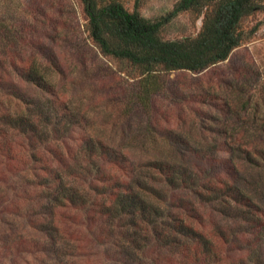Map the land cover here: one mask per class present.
<instances>
[{
  "label": "rangeland",
  "instance_id": "374dc122",
  "mask_svg": "<svg viewBox=\"0 0 264 264\" xmlns=\"http://www.w3.org/2000/svg\"><path fill=\"white\" fill-rule=\"evenodd\" d=\"M120 1L127 11H133L135 0ZM178 1L139 0L137 12L154 21L171 11ZM260 3L264 4V0ZM201 20L195 11L183 12L160 30L159 37L179 40L195 36ZM86 29L80 0H0V57L3 54L6 60L10 58L17 63L28 56L35 58L40 68H49L45 72L49 77L47 87L25 83L10 68L7 74L16 85L14 95L17 93L37 105H50L47 117L49 121L55 120L56 126H50L45 117L38 120L33 116L32 128L40 140L54 135L55 140L49 142L50 150L58 158L68 151L64 145L68 137V157L76 163L83 144L91 138H101L106 150L120 151L129 163L104 164L100 160L102 153H96V149L86 151L89 171L101 169L103 173L97 176L103 178L99 181L109 177V183L120 185L123 180L135 181L138 176L157 179L156 173L148 168L147 155L137 152L139 136L148 128V121L133 104L135 99H150L148 130L160 139L158 149L170 146V140L184 141L194 149L224 159L230 146L264 149V143L258 144L259 138L254 135L264 121V12L241 20L238 26L241 42L225 61L198 73L158 69L151 80L154 86L149 95L143 93L141 69L125 60L102 55ZM4 83L7 82H0V107L27 118L23 103L11 101L8 105L11 99L2 97ZM223 121L227 127L221 126ZM223 129L229 130V136L234 135L232 142L218 137V131ZM49 160L58 163L54 157ZM4 164L0 157V264H117L113 246L105 234H98L99 221L93 218L95 210L106 212L96 209V205H101L108 182L90 187L91 179L84 175L81 176L84 182H75L88 212L87 215L81 211L63 212V231L56 241L61 251L55 252L57 248L50 247L40 226L29 224L38 219V194L42 190L28 180L33 177L31 173L26 176L21 173L13 179L10 173L22 168L13 170L5 164V169ZM47 165L53 170L52 164ZM34 167V172L41 175ZM251 176L258 175L251 173ZM73 177L72 181H80L77 175ZM35 181L45 182L41 177ZM201 205V211L204 209L208 214L207 205ZM203 223L213 227L208 218ZM107 227L108 224L104 229ZM245 263L251 264L248 258Z\"/></svg>",
  "mask_w": 264,
  "mask_h": 264
},
{
  "label": "trees",
  "instance_id": "16d2710c",
  "mask_svg": "<svg viewBox=\"0 0 264 264\" xmlns=\"http://www.w3.org/2000/svg\"><path fill=\"white\" fill-rule=\"evenodd\" d=\"M80 2L90 40L102 55L125 60L141 69L143 93L147 95L153 90L151 80L158 69L198 73L225 61L241 42L238 31L241 20L255 12H264L260 0H179L166 15L150 21L137 12L139 0H135L131 12L120 0ZM187 11H195L202 17L199 32L179 40H162L160 30ZM1 57L0 82H7L2 85V97L11 99L8 105L11 101L23 103L28 119L0 107V157L9 168H22L16 173L9 172L11 178L15 179L21 173L23 176L32 174L33 179L28 180L42 192L38 194V219L29 224L39 225L40 231L48 237L50 247L57 248L56 241L63 231V212L81 211L85 215L88 212L75 182H84L83 175L91 179L90 187L94 183L111 181L109 177L99 181L103 179L97 177L103 175L101 169L89 171L87 153L96 149V153H102L100 160L104 164L113 162L118 166L129 162L120 151L106 150L101 138L91 137L83 144L81 152L78 151L77 163L68 157L70 151L66 142L69 137L64 141L68 151L58 158V154L50 150L49 142L55 140L54 135L40 140L32 128L35 125L33 116L38 120L45 117L44 121L47 120L50 126H56V121H49L47 117L50 105L42 102L37 105L17 93L14 95L16 85L7 74L10 68L25 83L47 87L49 77L45 72L49 68H40L37 60L28 56L17 63L10 58L6 60L3 54ZM6 78L9 79L5 81ZM133 104L147 116L149 128L150 99H135ZM248 104L247 101L245 110ZM54 110L60 113L58 109ZM227 125L226 121L221 122L222 127ZM148 128L139 136L137 152L147 155L148 168L157 175V179L152 180L156 181L151 183L150 178L138 176L135 181L126 179L120 185L109 183L102 194L101 205H96V209L102 208L106 212L95 210L96 216H93L99 221L98 234H105L113 246L116 263L247 264L248 258L251 264H264V149L256 151L230 146L225 159L194 149L184 141L170 140V146L158 149L160 139ZM228 131H218V137L231 141L234 135L229 136ZM254 135L259 138L258 144L264 143V121ZM106 154L109 156L104 157ZM51 157L58 163H51ZM48 163L54 166L53 170ZM34 166L41 175L34 172ZM251 173L257 174V178ZM74 175L80 181H72ZM39 177L45 182L35 181ZM201 204L207 205L208 214L203 208L201 211ZM205 218L209 219L212 228L204 225ZM107 224L108 229H104ZM55 250L61 251V248Z\"/></svg>",
  "mask_w": 264,
  "mask_h": 264
}]
</instances>
